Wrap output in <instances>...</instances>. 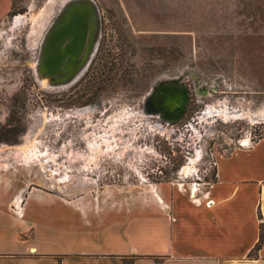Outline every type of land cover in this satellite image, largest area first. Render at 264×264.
Returning a JSON list of instances; mask_svg holds the SVG:
<instances>
[{"label":"rangeland","instance_id":"374dc122","mask_svg":"<svg viewBox=\"0 0 264 264\" xmlns=\"http://www.w3.org/2000/svg\"><path fill=\"white\" fill-rule=\"evenodd\" d=\"M64 1L11 0L0 20V185L81 206L147 207L173 184L203 188L216 157L264 133V0H93L99 31L90 60L53 86L35 65ZM111 60L108 75L117 67L119 76L99 89L89 76ZM167 83L186 99L171 122L157 108ZM86 89L91 98L77 97ZM77 204L54 208L92 230L83 246L99 248L120 221L87 214L84 224Z\"/></svg>","mask_w":264,"mask_h":264},{"label":"crops","instance_id":"0c3cea01","mask_svg":"<svg viewBox=\"0 0 264 264\" xmlns=\"http://www.w3.org/2000/svg\"><path fill=\"white\" fill-rule=\"evenodd\" d=\"M10 9L11 0H0V20ZM213 177L203 188L173 184L159 203L128 208L0 185V264H264V239L253 248L264 224V135L216 157ZM60 203L77 204L84 217L111 216L119 227L101 233L99 248L85 247L92 230L69 222V210L54 208Z\"/></svg>","mask_w":264,"mask_h":264},{"label":"water","instance_id":"95a60500","mask_svg":"<svg viewBox=\"0 0 264 264\" xmlns=\"http://www.w3.org/2000/svg\"><path fill=\"white\" fill-rule=\"evenodd\" d=\"M99 15L93 0H65L45 30L36 59V75L49 85L67 84L87 66L95 49ZM158 95L160 115L177 120L183 111L185 92L167 83ZM177 99H173L174 95Z\"/></svg>","mask_w":264,"mask_h":264},{"label":"trees","instance_id":"16d2710c","mask_svg":"<svg viewBox=\"0 0 264 264\" xmlns=\"http://www.w3.org/2000/svg\"><path fill=\"white\" fill-rule=\"evenodd\" d=\"M112 60H114V59H116V64L118 63L117 62V60H118V53L117 54H115V55H113L112 54ZM112 60L110 61V63H109V65H108V68H107V70H106V72H105V70L103 71V69L102 68H99V69H97L96 70V72L94 73H91V75L89 76V79L91 80V83H96L97 84V82L99 83L98 84V86H97V88H99V89H102L103 87H104V83L103 82H106L107 80H110L109 81V83H111V81L113 80V78H117L118 76H119V72H118V69H117V67H115L116 68V70H115V72H114V74L112 75V74H110V75H108V71H109V69L111 68V64H113L112 63ZM102 64H104V63H102ZM101 64V66H103ZM115 64V65H116ZM89 67V66H88ZM89 70H90V68H89ZM112 70V69H111ZM105 72V73H104ZM88 73H89V71H86L85 73H84V75L82 76L83 78H86L87 76H88ZM150 76V73H145L144 75H143V77L141 78V80L139 81V82H137L136 83V85H135V87L137 88H135V91H139L138 89H140L143 85H145V79H147L148 77ZM106 77H107V79H106ZM108 82V81H107ZM106 82V83H107ZM113 83H111L110 85H112ZM148 84V83H147ZM88 89H86V90H83V94H80L79 96H77V97H82V96H84V95H86L85 96V98H84V100H87V99H89V97L91 98V95L92 94H88ZM181 117V116H180ZM179 119V118H178ZM177 119V120H178ZM262 135H264V133H261L258 137H260V136H262ZM257 137V138H258ZM212 179H214V177L212 178ZM263 239H264V224L263 223H259V235H258V239H257V241H256V243L254 244V249H257L259 246H260V244H261V242L263 241ZM123 264H130V262L129 261H125V260H123Z\"/></svg>","mask_w":264,"mask_h":264},{"label":"bare ground","instance_id":"6f19581e","mask_svg":"<svg viewBox=\"0 0 264 264\" xmlns=\"http://www.w3.org/2000/svg\"><path fill=\"white\" fill-rule=\"evenodd\" d=\"M163 85H164V84H163ZM183 87H184V86H183ZM156 91H157V90H156ZM152 94H153V93H152ZM177 98H178V96L175 94V95L173 96V99H177ZM155 99H156V98H155ZM185 100H186V99H185ZM154 101H156V100H154ZM153 105H154V104H153ZM186 168H187V167H186ZM186 168L183 169V172L186 171Z\"/></svg>","mask_w":264,"mask_h":264},{"label":"flooded vegetation","instance_id":"af4514ba","mask_svg":"<svg viewBox=\"0 0 264 264\" xmlns=\"http://www.w3.org/2000/svg\"><path fill=\"white\" fill-rule=\"evenodd\" d=\"M154 108V107H153ZM158 110H160V109H158ZM185 110V109H184Z\"/></svg>","mask_w":264,"mask_h":264},{"label":"built area","instance_id":"2783aa9c","mask_svg":"<svg viewBox=\"0 0 264 264\" xmlns=\"http://www.w3.org/2000/svg\"><path fill=\"white\" fill-rule=\"evenodd\" d=\"M214 163V162H213Z\"/></svg>","mask_w":264,"mask_h":264}]
</instances>
